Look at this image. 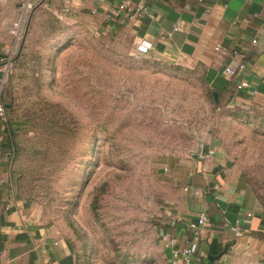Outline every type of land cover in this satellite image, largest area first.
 <instances>
[{"label":"rangeland","instance_id":"rangeland-1","mask_svg":"<svg viewBox=\"0 0 264 264\" xmlns=\"http://www.w3.org/2000/svg\"><path fill=\"white\" fill-rule=\"evenodd\" d=\"M22 1L0 0L4 135L20 192L79 264H168L160 234L177 215L180 162L209 144L264 202V124L215 101L200 69L137 58L129 34L70 24L40 0L15 39Z\"/></svg>","mask_w":264,"mask_h":264},{"label":"crops","instance_id":"crops-1","mask_svg":"<svg viewBox=\"0 0 264 264\" xmlns=\"http://www.w3.org/2000/svg\"><path fill=\"white\" fill-rule=\"evenodd\" d=\"M41 1L70 24L90 25L100 33L118 31L120 37L129 34L132 52L145 40L151 44L146 55L200 69L208 88L217 93L215 101L264 124V0H130L147 7L136 20L125 14L105 17L121 0ZM9 51L0 30V53ZM238 63L244 68L228 76L224 67ZM241 80L249 87L239 89ZM4 134L2 124L0 264H79L72 241L42 223L35 202L20 192L10 148L2 147ZM213 147L198 148L180 162L183 185L177 215L160 234L166 260L167 237L187 241L192 236L187 224L204 213L208 225L197 227L199 238L191 240L192 264H264V202L238 164ZM208 150L212 156L206 155Z\"/></svg>","mask_w":264,"mask_h":264},{"label":"built area","instance_id":"built-area-1","mask_svg":"<svg viewBox=\"0 0 264 264\" xmlns=\"http://www.w3.org/2000/svg\"><path fill=\"white\" fill-rule=\"evenodd\" d=\"M31 0H23L21 5L23 8V12L21 15L13 21L9 32L15 38L18 39L21 35V27L24 22V14L27 8L31 7ZM94 12V11H93ZM147 13V7L141 3H137L133 5L130 0H121L116 6L105 14V17H119L120 15H127L129 19H138L143 14ZM176 29V28H174ZM151 48V44L145 40H141L136 44L134 55L137 58L144 57L148 54ZM243 63H238L236 66L227 65L224 67V71L228 76H235L239 70L244 68ZM13 70V59L10 51L7 54L0 55V125L6 120V109L3 101L1 100V89L3 87L4 82L7 79V76L11 74ZM237 87L240 88H248L249 83L246 80H241ZM255 92V91H254ZM207 156H212L213 151L208 150ZM207 220L204 213H200L195 221H190L187 224V228L192 232L191 238L187 239L185 242H181L178 238L169 235L166 239L165 246L169 252V264H192L193 262V249L192 241H196L199 237L196 234V229L199 226H207Z\"/></svg>","mask_w":264,"mask_h":264},{"label":"trees","instance_id":"trees-1","mask_svg":"<svg viewBox=\"0 0 264 264\" xmlns=\"http://www.w3.org/2000/svg\"><path fill=\"white\" fill-rule=\"evenodd\" d=\"M8 52L2 53V54H7ZM1 54V53H0ZM11 141L12 138L11 136L9 138H6V136L4 137L3 141H2V147L3 148H10L11 146Z\"/></svg>","mask_w":264,"mask_h":264},{"label":"water","instance_id":"water-1","mask_svg":"<svg viewBox=\"0 0 264 264\" xmlns=\"http://www.w3.org/2000/svg\"><path fill=\"white\" fill-rule=\"evenodd\" d=\"M212 93H213L214 99H217V93L215 91H213Z\"/></svg>","mask_w":264,"mask_h":264}]
</instances>
